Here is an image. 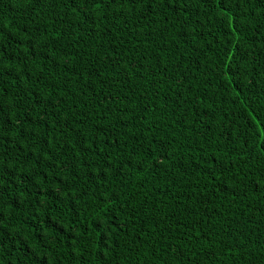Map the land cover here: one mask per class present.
Returning <instances> with one entry per match:
<instances>
[{
  "label": "trees",
  "instance_id": "obj_1",
  "mask_svg": "<svg viewBox=\"0 0 264 264\" xmlns=\"http://www.w3.org/2000/svg\"><path fill=\"white\" fill-rule=\"evenodd\" d=\"M0 264H264V0H0Z\"/></svg>",
  "mask_w": 264,
  "mask_h": 264
}]
</instances>
